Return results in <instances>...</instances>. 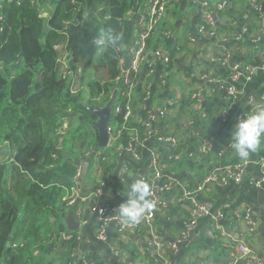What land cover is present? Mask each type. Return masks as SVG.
Returning <instances> with one entry per match:
<instances>
[{
  "label": "crops",
  "instance_id": "crops-1",
  "mask_svg": "<svg viewBox=\"0 0 264 264\" xmlns=\"http://www.w3.org/2000/svg\"><path fill=\"white\" fill-rule=\"evenodd\" d=\"M262 1L226 0L223 9L212 7L209 14L215 34L210 36L208 29L202 30L206 25L203 11L192 0H169L152 37L153 45L134 74L133 115L127 128L119 127L120 133L114 138L124 144L128 139L115 156L118 164L111 171L105 166L94 173L87 172L89 164L85 171L84 165L80 177L83 189L65 215L73 213L82 224L80 243L71 264L83 259L89 264H235L232 260L248 264L238 248L241 242L264 259V183H257L262 175L264 145L246 159L250 163L241 181L205 182L219 163L242 161L229 146L232 130L247 112L264 106ZM147 2L140 0L138 8L125 19L128 30L122 35L123 47L119 48L122 78L128 75L135 58L136 31ZM257 37L258 41H253ZM221 47L230 50L232 62L254 67L252 80L238 85L237 98L223 87L229 77L228 69L216 60ZM190 99L196 101L191 106ZM165 103L171 105L160 115ZM160 135L174 136L177 142L164 141ZM205 143L214 149H203ZM10 145L6 131L1 133L0 166L15 163ZM174 150L182 152L178 159L174 158ZM219 151H223L221 156L217 155ZM157 155L168 186L158 193L165 204L163 213L158 209L157 214L154 207L152 222L142 219L138 226L122 234L115 222H108L106 239L98 238L101 222L97 212L88 214L86 221L78 216L81 207L91 209L82 196L100 188L99 201L115 212L126 201L132 180L140 177L152 186L153 157ZM190 192L207 206L209 215L198 218L190 235L183 239L181 234L193 208ZM246 212L254 221L253 231ZM156 241L164 245L162 251ZM176 242L177 250L172 251L170 245Z\"/></svg>",
  "mask_w": 264,
  "mask_h": 264
},
{
  "label": "trees",
  "instance_id": "trees-1",
  "mask_svg": "<svg viewBox=\"0 0 264 264\" xmlns=\"http://www.w3.org/2000/svg\"><path fill=\"white\" fill-rule=\"evenodd\" d=\"M39 1L0 0V134L6 131L15 161L0 166V264H71L80 230L70 232L65 215L77 197L74 188L83 189L77 184L83 167L90 159L88 173L104 166L103 157L110 161L128 143L114 140L125 123L122 106L111 122L110 146L98 147V116L88 107L104 106L115 88L121 93L126 85L119 83L121 49L96 48L92 41L109 28L123 35L140 0ZM49 1L54 6L45 17L41 4ZM211 1L209 12L217 2ZM205 22L208 32L215 29ZM82 83L85 88L76 89ZM117 164L118 157L108 171ZM82 208L79 218L86 221L92 211Z\"/></svg>",
  "mask_w": 264,
  "mask_h": 264
},
{
  "label": "built area",
  "instance_id": "built-area-1",
  "mask_svg": "<svg viewBox=\"0 0 264 264\" xmlns=\"http://www.w3.org/2000/svg\"><path fill=\"white\" fill-rule=\"evenodd\" d=\"M192 1L195 6L199 7L201 11H203L205 20L210 25V27L213 28L214 21L210 19L211 15L209 14V11L207 10V7L213 4V2L211 0H192ZM226 3H227L226 0H223V1L217 0V2L215 3L216 8L223 9ZM168 5H169V0H149L148 6L144 14L140 18L139 26L136 31L137 32L136 33V39H137L136 48L133 50V56H135V58L132 61L131 68L128 70V75L121 78V82H119L122 89H123L122 84L123 85L125 84L126 88H125V91L122 90L121 93L119 90V95H118V98L116 100L115 107H114L115 113H117L121 109L122 106H124V108L126 109V113L124 116L125 123L122 126V129L127 128V122L130 120V118L133 115V111H132V93L134 89L133 74L139 71L140 62L146 57L145 52L147 49L148 39L151 36V34H153L158 28L159 23L168 8ZM202 30L206 31V28L203 27ZM208 34L210 36H213L215 32L211 30V32H208ZM253 41L257 42L258 37L253 38ZM221 51L223 52L222 56H224V59L221 60V57H217L216 60H219L222 65H224L228 70H230L229 76H228L230 83L223 85V87L225 88V90L230 96L237 98L239 95V90L237 89L238 85L245 84L252 80L253 73H254V67L250 64H241L237 62H232L231 61L232 53L230 52V50L222 47ZM157 55L160 57L159 52H157ZM262 62L264 64V56L262 57ZM210 79L215 80L213 78H210ZM119 96L123 98V101H122L123 105L119 101ZM194 96L198 97L197 94H194ZM169 105L171 104L165 103L161 106L160 115H164L167 112ZM156 118L157 116H153V119H156ZM162 118L163 116H161V119ZM160 139L164 141L168 140L170 142H177V139L174 136H170V135H160ZM202 147L203 149H206L209 151L214 149L213 145L206 144V143L203 144ZM222 154H223V151H219L217 153L218 156H221ZM174 158L178 159L179 156L175 155ZM249 163L250 161L248 160H242L241 162H237V163H219L216 169L208 173V175L205 178V182L206 183H209V182L227 183L229 180L241 181L244 175L245 168L247 167ZM153 166H154V171H153L152 181L154 183H152V189H153L152 197H153L154 207H156L155 212L158 214V209L165 207V204L161 201V197L158 196V193L160 190L167 188L168 186L166 184V181H161L162 173L158 165V155L157 157L156 156L153 157ZM260 168L262 171V175L257 181L258 184L264 183V159H262L260 162ZM77 184H80V179L77 182ZM74 190L76 194H79L80 189L78 187L74 188ZM98 195H100V190H94L93 192L82 196V201H84L85 203H89V205L91 206L92 213L97 212L98 214L99 221L101 222V226L99 227L98 232H97L98 238L102 240L106 239L105 224L108 222H115L118 226V232L120 234L128 232L131 229L138 226V224H136V225H131V226H128L122 229L121 226L118 224V216L116 215V213L110 212L107 206L104 205L101 201H99ZM188 196L192 202L193 208L191 212V219L186 222V225L181 234V238L183 239L187 238L190 235L191 231L194 229L196 225V221L198 218H201L202 216L206 217L207 215H209L207 206L198 202L195 199L194 194L192 192L188 193ZM75 200L76 198L72 199L70 203L74 204ZM83 211L85 210H83L82 207L79 210H77L78 216L83 215ZM155 212L152 210L150 213H147L144 217V220L152 222L155 218ZM245 217L247 218L251 226L250 230L251 231L255 230V224H254L253 219L250 218L249 212H246ZM215 226L216 224H214V227ZM71 236H72L71 233H66L64 234L63 238L64 240H68L71 238ZM180 241L181 240H179V242ZM179 242L171 244L170 249L172 251L177 250V246ZM156 243H157L158 250L162 251L164 249V245L159 241H156ZM238 248L240 249L243 256L246 258L248 264H251V263L264 264V259L258 256L250 248V246H248L245 242L239 243ZM78 264H89V262L83 259V260H80Z\"/></svg>",
  "mask_w": 264,
  "mask_h": 264
},
{
  "label": "clouds",
  "instance_id": "clouds-1",
  "mask_svg": "<svg viewBox=\"0 0 264 264\" xmlns=\"http://www.w3.org/2000/svg\"><path fill=\"white\" fill-rule=\"evenodd\" d=\"M123 36L112 29L101 30L92 44L96 48L111 47L119 49L123 47ZM119 95V94H118ZM264 145V106L247 112L246 118H242L234 126L229 146L241 159H248L253 153ZM123 147V146H122ZM152 186L143 179L132 180L126 201L115 209L118 216V224L121 228L139 224L147 213L154 208L152 200Z\"/></svg>",
  "mask_w": 264,
  "mask_h": 264
},
{
  "label": "water",
  "instance_id": "water-1",
  "mask_svg": "<svg viewBox=\"0 0 264 264\" xmlns=\"http://www.w3.org/2000/svg\"><path fill=\"white\" fill-rule=\"evenodd\" d=\"M262 7L264 10V1L262 3ZM216 13L213 14L214 18H216ZM119 89L115 88L112 97L110 100L102 107L99 108H93L88 107V109L92 110L93 113H95L98 116V121L95 122V127L98 130V147L101 149H106L110 146L111 143V122L113 118H115V103L118 98ZM84 106V105H83ZM122 148V145H121ZM88 163L85 164V171L87 169ZM137 179H140L137 178ZM65 221L67 228L70 232H76L81 229L82 224L81 222L77 221L73 213H69L67 216H65ZM146 222H144L145 224ZM157 250V247H155ZM235 264H246L244 260H232Z\"/></svg>",
  "mask_w": 264,
  "mask_h": 264
},
{
  "label": "rangeland",
  "instance_id": "rangeland-1",
  "mask_svg": "<svg viewBox=\"0 0 264 264\" xmlns=\"http://www.w3.org/2000/svg\"><path fill=\"white\" fill-rule=\"evenodd\" d=\"M42 0H40L39 2H41ZM51 5V6H54V3H52L51 1H49L48 2V4L47 5H44V4H41V11H42V13H43V16H45V17H47L48 15H50V13H47V11H49V6L48 5ZM84 84H86V83H82V86L80 85V84H78L77 85V88L76 89H82V87H84L85 88V86H83ZM85 96H87V91L85 90ZM88 99L86 98V101H87ZM67 134V133H66ZM113 134H114V132H113ZM112 137V136H111ZM113 157V159H111L110 161H109V155L108 156H105V157H103V161L105 162V165L103 166H101V164H97V165H95V166H93V168H94V170H92L91 172H93L94 173V171L95 172H98L99 170H102L101 168H103V167H105V166H110L113 162H114V159H115V156H112ZM89 162H90V164H91V159L89 160ZM89 162H87L88 164H89ZM115 167V166H114Z\"/></svg>",
  "mask_w": 264,
  "mask_h": 264
}]
</instances>
